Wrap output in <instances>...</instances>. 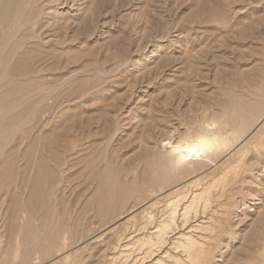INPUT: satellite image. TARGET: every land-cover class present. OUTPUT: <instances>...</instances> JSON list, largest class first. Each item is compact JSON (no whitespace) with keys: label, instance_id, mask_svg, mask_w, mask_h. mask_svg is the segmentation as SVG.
I'll use <instances>...</instances> for the list:
<instances>
[{"label":"rangeland","instance_id":"374dc122","mask_svg":"<svg viewBox=\"0 0 264 264\" xmlns=\"http://www.w3.org/2000/svg\"><path fill=\"white\" fill-rule=\"evenodd\" d=\"M32 13L36 45L0 71V264H112L146 209L158 220L168 189L228 157L201 213L214 221L202 264H263L264 0H37ZM202 127L223 130L227 152L179 170L176 147ZM137 251L114 263L148 264Z\"/></svg>","mask_w":264,"mask_h":264},{"label":"bare ground","instance_id":"6f19581e","mask_svg":"<svg viewBox=\"0 0 264 264\" xmlns=\"http://www.w3.org/2000/svg\"><path fill=\"white\" fill-rule=\"evenodd\" d=\"M36 1L37 0H1L0 71L2 68L7 70L8 66L10 69L11 67L12 69L17 67L21 64L22 57L24 53L27 52V49L30 48V46L32 47V45H36L35 34L39 28L35 29L37 21L34 19L35 17H33L32 13V7L35 5ZM22 47H24V49ZM1 78L3 77L1 76ZM0 85H2V83H0ZM210 123H205L206 125L204 126ZM204 128L205 127H202V132H195L187 140L184 142L182 141L183 144L181 147L187 146V144L194 139L204 137L210 141L208 150L200 157H189L187 154H181L175 151L174 164L179 170L196 174L199 169L217 164L216 158L227 152V143L229 140L225 136H222L221 133H223V130L218 131L217 129L207 132ZM219 129L221 130V128ZM230 160L231 157L226 158L225 161L223 160V167H219L220 171L217 175L210 177L207 171L205 173L203 170L200 172L204 174H198L200 176L186 179L182 184L175 185L170 190L168 189L166 195H163L166 199H164V204L162 203L164 210H162L161 214L159 213V219H153L155 212L152 214L150 210L153 209L148 207L150 212H147V209L145 210V220L135 227L138 234L134 233V239H125V241H123L124 243L117 244V246L114 247V252L108 257L110 263L115 264L114 262L119 261L122 257H128L130 247H134V249L138 250L137 254L139 255V257L136 255L135 259L133 258L134 260L131 258L134 262L138 260L143 262L147 259L150 261L148 264H194V260H198L199 263L202 264L209 253L207 246L212 226L208 224L214 221L210 219V217H212L211 215L205 217L201 213H203L204 208L208 206L210 202L212 203L209 196L211 187L215 183V180L217 182L218 179L219 182V177L225 173L227 168L231 167ZM222 188L218 191H221ZM162 199L160 200L162 201ZM210 206L212 205L210 204ZM210 206H208V208ZM159 211L160 210H158V212ZM198 216L202 218H196ZM191 218H195V220H192V223L190 222ZM144 231L145 233H143Z\"/></svg>","mask_w":264,"mask_h":264},{"label":"snow or ice","instance_id":"6c2138e0","mask_svg":"<svg viewBox=\"0 0 264 264\" xmlns=\"http://www.w3.org/2000/svg\"><path fill=\"white\" fill-rule=\"evenodd\" d=\"M210 146V141L204 137L194 139L190 141L187 146L176 147V152L181 154H187L189 157H200Z\"/></svg>","mask_w":264,"mask_h":264}]
</instances>
